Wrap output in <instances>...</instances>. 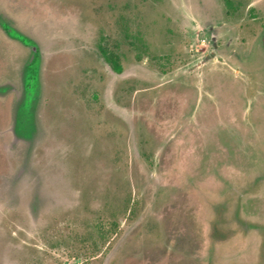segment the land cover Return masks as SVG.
Segmentation results:
<instances>
[{"label": "rangeland", "instance_id": "1", "mask_svg": "<svg viewBox=\"0 0 264 264\" xmlns=\"http://www.w3.org/2000/svg\"><path fill=\"white\" fill-rule=\"evenodd\" d=\"M0 264H264V0H0Z\"/></svg>", "mask_w": 264, "mask_h": 264}, {"label": "flooded vegetation", "instance_id": "2", "mask_svg": "<svg viewBox=\"0 0 264 264\" xmlns=\"http://www.w3.org/2000/svg\"><path fill=\"white\" fill-rule=\"evenodd\" d=\"M38 62L32 55L26 63L22 77V92L18 98V106L15 111V121L21 134L26 137H32L36 129L34 117L38 99L35 94V84L39 79L37 70ZM27 133L28 135H25Z\"/></svg>", "mask_w": 264, "mask_h": 264}, {"label": "trees", "instance_id": "3", "mask_svg": "<svg viewBox=\"0 0 264 264\" xmlns=\"http://www.w3.org/2000/svg\"><path fill=\"white\" fill-rule=\"evenodd\" d=\"M17 36V34L15 35V37ZM19 37H21L22 39H19L18 38V40H20L21 42H26V38H24V36H22V35H18ZM119 71H121L122 70V68H117Z\"/></svg>", "mask_w": 264, "mask_h": 264}]
</instances>
